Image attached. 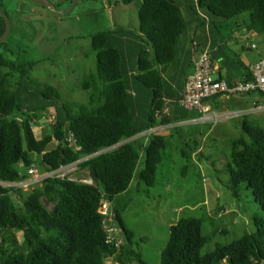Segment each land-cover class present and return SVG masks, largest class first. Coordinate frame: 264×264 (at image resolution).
<instances>
[{
	"label": "trees",
	"instance_id": "16d2710c",
	"mask_svg": "<svg viewBox=\"0 0 264 264\" xmlns=\"http://www.w3.org/2000/svg\"><path fill=\"white\" fill-rule=\"evenodd\" d=\"M184 8L187 15L179 0H142L137 39L151 50L142 47L137 52L135 45L128 46L137 52V71L133 70L136 74L128 68L130 49L123 51L113 44L117 31L93 38L91 49L98 52L99 65L98 73H91L83 82V89L90 92L89 105L64 102L50 84H41L39 93L29 92L27 87L37 86L28 76L36 63L16 64L0 54V180L27 179L32 166L49 173L83 159L80 169L88 171L94 180L87 184L69 178L45 179L28 196L23 190L0 186V264H104L106 259H112L114 264H149L141 254L135 233L123 219L134 200L118 199L129 191L136 177L146 188L156 186L168 141L162 134L148 135L149 131L165 125L185 138L177 125L179 120L170 119L169 103L189 109L180 104L183 93L170 92L173 86L165 75L179 60L190 20L198 22L199 28L210 24L225 41L240 25L264 36V0H197ZM203 12L218 22L204 18ZM244 17L247 20L242 23ZM222 29L231 32L223 35ZM5 30L6 22L0 16V37ZM98 80L104 82L105 88ZM132 82L150 94V113L140 112L142 102ZM186 85L187 81L185 89ZM251 94L264 97L259 92ZM39 95L43 100L36 105ZM219 97L208 99L209 104L212 106ZM51 109L55 116L49 125L50 133L38 138L35 122ZM189 112L194 115L180 121L189 119L192 125H210L191 123L201 114ZM242 123L243 133L228 143V188L237 199L252 192L264 212V129ZM52 143L57 148L49 152ZM185 146L191 152L183 150L187 159L195 153L201 162L210 159L199 145L193 149L187 143ZM19 198L23 200L21 204L16 202ZM45 200L54 206L53 210L48 209ZM106 204L111 207L109 215L103 213ZM254 220L255 233L204 254L210 241L204 234L205 220L183 217L171 227L160 264H264V219ZM17 234H21V242Z\"/></svg>",
	"mask_w": 264,
	"mask_h": 264
},
{
	"label": "rangeland",
	"instance_id": "374dc122",
	"mask_svg": "<svg viewBox=\"0 0 264 264\" xmlns=\"http://www.w3.org/2000/svg\"><path fill=\"white\" fill-rule=\"evenodd\" d=\"M48 1L55 6V10L30 0H0V7L7 13L11 24V35L0 46V54L16 64L36 63L28 76L37 86L27 87L29 92L39 93L38 91H42L41 84H50L60 92L64 102L89 105L90 92L83 89V82L91 73H98L99 65L98 52L91 49L93 38L97 34L117 31L113 44L120 50L125 51V42L129 47L139 44L137 34L140 29L139 9L142 0H81L68 14L58 12L69 9L73 0ZM192 1L197 0H179L185 15L187 12L184 5ZM207 15L218 22L214 16ZM246 20L244 17L240 21L243 23ZM196 26L198 22L189 26V32L183 38L182 44L194 41ZM202 32L200 29L198 34L201 35ZM228 32L230 31L222 29L223 35ZM230 38L231 35L228 39ZM121 39L124 45L121 44ZM251 41L259 46L258 50L243 49L244 44L238 39L234 40L231 47L243 57L242 61L247 66L259 60V54L264 51L260 36L256 35ZM130 54L132 57L128 58V67L133 63L137 64V52H134V55L132 50ZM99 82L102 88H105L104 82ZM136 93L142 102L140 112L150 113V94L146 97L145 93ZM39 96L41 99H36V105L43 100L41 95ZM253 97L264 107V97L259 94ZM250 108L254 107L251 105ZM44 115L42 119H47L49 123L44 124L47 121L42 122L41 119L39 125H35V135L38 138L50 133L49 125L54 122L55 111L48 110ZM243 120L249 128L258 126L264 129L263 113L260 116L250 114L229 119L216 127L211 124L200 126L189 124L187 121L179 122L177 125L185 138H180L171 127H162L158 131L167 136L168 147L158 168L156 186L146 188L136 177L129 191L118 199V202L125 199L134 200L124 213L123 219L135 233L141 254L149 264L161 263V254L168 244L171 227L183 217L205 220L204 234L210 241L203 249L204 254L214 252L218 245L232 244L257 231L254 217L264 219L263 209L255 201L252 192H247L241 199H237L228 188L229 141L220 138L221 134L228 132V128L235 126L234 123ZM184 141L191 149L194 145H199L210 159L201 162L196 155L188 159L184 157L183 150L191 153ZM143 160L144 156L140 160V166ZM72 178L81 182L89 180L91 176L88 171H82ZM42 184L26 191V196ZM138 190L141 193L137 192ZM16 202L21 204L23 200L19 198ZM45 203L49 210H53L52 204L46 200ZM107 209L108 204L104 205L103 211L106 213ZM117 234L122 236V233ZM17 235L21 242V234ZM143 238L146 239L145 243L140 242ZM106 264L112 263L106 261Z\"/></svg>",
	"mask_w": 264,
	"mask_h": 264
},
{
	"label": "crops",
	"instance_id": "0c3cea01",
	"mask_svg": "<svg viewBox=\"0 0 264 264\" xmlns=\"http://www.w3.org/2000/svg\"><path fill=\"white\" fill-rule=\"evenodd\" d=\"M203 15L204 18L206 17L210 19V17H208V15L205 12H203ZM192 22L193 21L191 19L190 25H194ZM195 28L196 29L194 33V37H195L194 41L191 42L188 41L181 45L180 57L178 62L175 64L173 68H171L169 73L165 75L167 82L173 86L172 90L170 91L171 93L173 91L177 95H181L184 92L185 82L187 81L188 76H191V74L193 73L195 63L199 58L201 51L205 48L210 49L214 62V67L217 69L216 72L218 77L230 83L240 82L242 80H245L247 76L249 77L250 68L254 64H256L259 60L264 59V51H263L262 54H259L260 57L259 60H257L253 64H250V66H247L242 61L243 57L239 56L238 53L232 50L231 47H233L232 45L235 39H238L240 43H243L244 44L243 49L246 50L251 51L253 49L252 47L253 45L257 46V44L253 43L251 40H253L255 36L258 34L247 30V28H245L244 26L240 25V27L233 28L232 32L230 31L231 38L228 39L227 41H225L222 38V35L215 34L214 31L211 29L210 24L208 25V27L205 28L202 27L199 28L198 26H196ZM200 29L203 30L201 35L198 34V31ZM258 36H260L261 41H263L264 43V36L262 35H258ZM197 38H200V40H196ZM139 40L141 41V39L138 38V41ZM121 41H122L121 44H123L122 39ZM140 41L139 44L135 45L137 52L142 47L148 48L150 50V48L145 45V42L144 44H141ZM124 44L123 45L126 47L125 49L128 51L129 47L126 45V42ZM258 48L259 46H257V48L255 49L258 50ZM128 52H132L131 49ZM135 67L136 65L134 63L132 64V66L128 67L131 69L132 74H136L135 71H137V68ZM187 74L188 76H184ZM181 82H183V84H181ZM177 83L179 84L177 85ZM132 85L135 91L144 93V88L141 85L135 82H132ZM254 95L255 94L242 95V96L235 95L231 97L221 96L214 102V104H212V108L217 112H229V111L242 112V111H248L251 105L253 107L254 105H259L260 108L257 111H255V113L252 115L260 116L261 114L264 113V107L261 106V102L258 99L253 97ZM148 96L149 95L146 94V97ZM169 104L171 110V114H170L171 120H179L178 122H183L180 120L184 118H189L191 115H194V113L189 112V110H186L185 108L181 107L176 102L172 101ZM188 120L189 119H187V122ZM244 121L245 120L240 121L238 123H234L233 125L235 126L228 128L227 129L228 132L221 134L220 138H224V141H229L233 137L235 138L239 137L242 134V130L244 126L242 122ZM209 134L210 131L206 135L207 138ZM201 151H204V149L201 148ZM193 155L197 156L196 153Z\"/></svg>",
	"mask_w": 264,
	"mask_h": 264
},
{
	"label": "built area",
	"instance_id": "2783aa9c",
	"mask_svg": "<svg viewBox=\"0 0 264 264\" xmlns=\"http://www.w3.org/2000/svg\"><path fill=\"white\" fill-rule=\"evenodd\" d=\"M216 70L209 48L204 49L196 61L193 75L188 77L186 89L180 101L182 106H185L189 110H196L201 114L199 118L195 121H191V123L212 124L213 127H216L229 119H237L252 113V111L216 112L212 109L208 99L217 96H242L253 92L264 94V60H260L251 67L250 79H245L240 82L230 83L226 80H220L217 77ZM161 128L162 127L154 128L148 134H157ZM77 149L80 150L81 148L77 147ZM84 160L85 159L74 164L62 166L60 169L49 173H41L36 166H32L28 169L27 179L23 178L13 182H2L0 180V186L15 190L29 191L31 188L42 184L45 179L69 178L73 181H78L73 179L72 176H75L81 171L80 163ZM93 181L91 177L89 180L81 182L93 184ZM103 213L105 215L108 214V212L105 213L104 211ZM111 231L116 232L115 229H111Z\"/></svg>",
	"mask_w": 264,
	"mask_h": 264
},
{
	"label": "water",
	"instance_id": "95a60500",
	"mask_svg": "<svg viewBox=\"0 0 264 264\" xmlns=\"http://www.w3.org/2000/svg\"><path fill=\"white\" fill-rule=\"evenodd\" d=\"M31 2L37 4V5H41V6H48V7H51L52 9L55 10V6L49 2L48 0H30ZM81 0H73L72 1V4L70 6L69 9L67 10H64V11H59L58 14H68L70 12H72L74 10V8L76 7V5L80 2ZM0 16L2 18H4L5 22H6V30L4 32V34L0 37V44H2L5 40L9 39L10 35H11V24H10V21L8 19V15L7 13L0 7ZM47 121L46 123L44 124H48V120L47 119H42V122L44 121ZM35 125H39L38 122H35ZM55 148H57V144L55 143H52L50 145V147H48L47 151L51 152L53 151ZM101 190L103 192H105V189L102 187ZM105 200L109 201L110 200V197L109 196H105ZM111 210V207H108V211L110 212Z\"/></svg>",
	"mask_w": 264,
	"mask_h": 264
},
{
	"label": "clouds",
	"instance_id": "9594fccd",
	"mask_svg": "<svg viewBox=\"0 0 264 264\" xmlns=\"http://www.w3.org/2000/svg\"><path fill=\"white\" fill-rule=\"evenodd\" d=\"M252 47H253V49L257 48L256 45H253ZM205 49H206V48H205ZM203 50H204V49H203ZM203 50H202V51H203ZM209 50H210V49H209ZM202 51H201V52H202ZM211 56H212V54H211ZM212 60H213V58H212ZM262 60H264V59H262ZM262 60H261V61H262ZM259 61H260V60H259ZM259 61H258V62H259ZM258 62H257V63H258ZM213 63H214V62H213ZM250 70H251V68H250ZM249 74H250V71H249ZM218 79H220V78L218 77ZM248 95H249V94H248ZM259 108H260L259 105H254V108H252V109L250 108V109H248V111H252L251 114H254L255 111H257ZM255 109H257V110H255ZM254 110H255V111H254ZM216 112H217V111H216ZM220 113H222V112H220ZM248 115H250V114H248ZM224 122H225V121H224ZM187 123L190 124L189 121H188ZM159 127H168V128H169L170 126H165V125H164V126H161V125H160ZM156 128H157V127H156ZM153 129H154V128H153ZM149 132H150V131H149ZM149 132H148V133H149ZM157 134H161V133L158 132ZM148 135H149V134H148ZM21 167H22V165H21ZM80 170H81V169H80ZM82 171H83V170H81L80 172H82ZM23 191H24V190H23ZM24 192H26V191H24ZM107 212H108L107 215H109L110 212L108 211V209H107ZM106 261H111V263L114 264V262H113L112 259H106L105 262H104V264H106Z\"/></svg>",
	"mask_w": 264,
	"mask_h": 264
}]
</instances>
